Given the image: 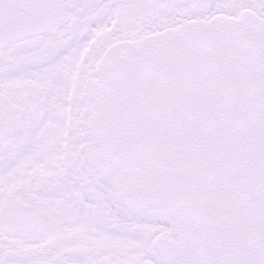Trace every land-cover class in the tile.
<instances>
[{
    "label": "snow or ice",
    "instance_id": "snow-or-ice-1",
    "mask_svg": "<svg viewBox=\"0 0 264 264\" xmlns=\"http://www.w3.org/2000/svg\"><path fill=\"white\" fill-rule=\"evenodd\" d=\"M0 264H264V0H0Z\"/></svg>",
    "mask_w": 264,
    "mask_h": 264
}]
</instances>
